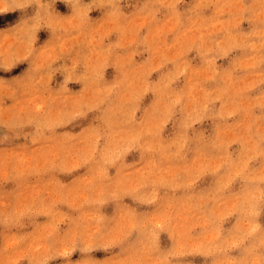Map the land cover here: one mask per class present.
<instances>
[{"label":"clouds","instance_id":"1","mask_svg":"<svg viewBox=\"0 0 264 264\" xmlns=\"http://www.w3.org/2000/svg\"><path fill=\"white\" fill-rule=\"evenodd\" d=\"M0 19V264H264V0Z\"/></svg>","mask_w":264,"mask_h":264},{"label":"rangeland","instance_id":"2","mask_svg":"<svg viewBox=\"0 0 264 264\" xmlns=\"http://www.w3.org/2000/svg\"><path fill=\"white\" fill-rule=\"evenodd\" d=\"M57 8H58V10H60L61 12H67V9H66V7L64 6V5H62V4H58L57 5ZM93 15H97V14H93ZM9 19H11V17H9ZM4 26V21L2 20V19H0V27H3ZM109 71H111V70H109ZM73 88H74V90H78V85H74V86H72ZM98 258H102L103 257V253H96L95 254ZM56 264H59V262H56Z\"/></svg>","mask_w":264,"mask_h":264}]
</instances>
